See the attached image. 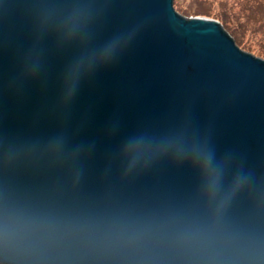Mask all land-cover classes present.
I'll return each instance as SVG.
<instances>
[{"label": "water", "instance_id": "95a60500", "mask_svg": "<svg viewBox=\"0 0 264 264\" xmlns=\"http://www.w3.org/2000/svg\"><path fill=\"white\" fill-rule=\"evenodd\" d=\"M177 135L264 176V59L173 0H0V170L18 156L24 182L151 206L183 195L195 171L171 154L129 168L126 146ZM54 137L80 149L74 160L33 151Z\"/></svg>", "mask_w": 264, "mask_h": 264}, {"label": "clouds", "instance_id": "9594fccd", "mask_svg": "<svg viewBox=\"0 0 264 264\" xmlns=\"http://www.w3.org/2000/svg\"><path fill=\"white\" fill-rule=\"evenodd\" d=\"M69 31H74L71 21ZM73 83L69 95L74 91ZM33 151L72 161L54 137ZM129 168L143 154L189 162L195 180L181 196L137 207L83 200L60 183L37 186L0 170V264H264V176L217 157L183 136L137 137L126 146ZM147 163V161H145ZM82 172L73 169L71 184Z\"/></svg>", "mask_w": 264, "mask_h": 264}, {"label": "rangeland", "instance_id": "374dc122", "mask_svg": "<svg viewBox=\"0 0 264 264\" xmlns=\"http://www.w3.org/2000/svg\"><path fill=\"white\" fill-rule=\"evenodd\" d=\"M173 8L186 18L205 17L218 21L240 50L264 59L261 55L264 54V0H173ZM179 9L192 14L186 16Z\"/></svg>", "mask_w": 264, "mask_h": 264}, {"label": "trees", "instance_id": "16d2710c", "mask_svg": "<svg viewBox=\"0 0 264 264\" xmlns=\"http://www.w3.org/2000/svg\"><path fill=\"white\" fill-rule=\"evenodd\" d=\"M179 11L182 14L186 15V16H190L192 14L191 12H186L183 9H179ZM193 15H195V16H206V17H209L210 16V14H202V13H193ZM261 55L264 56V54H262V53H261Z\"/></svg>", "mask_w": 264, "mask_h": 264}]
</instances>
